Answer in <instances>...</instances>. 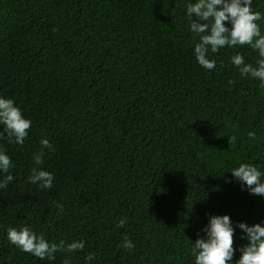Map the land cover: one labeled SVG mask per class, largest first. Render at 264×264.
<instances>
[{
    "label": "trees",
    "instance_id": "16d2710c",
    "mask_svg": "<svg viewBox=\"0 0 264 264\" xmlns=\"http://www.w3.org/2000/svg\"><path fill=\"white\" fill-rule=\"evenodd\" d=\"M187 3L0 0V95L32 121L23 145L0 141L14 176L0 189V264H86L89 253L91 264H194L209 215L264 221V199L229 172L264 171V87L230 62L257 52L222 48L215 69L199 66ZM253 6L264 15V0ZM40 151L50 189L27 180ZM21 226L85 248L40 260L7 242Z\"/></svg>",
    "mask_w": 264,
    "mask_h": 264
},
{
    "label": "clouds",
    "instance_id": "9594fccd",
    "mask_svg": "<svg viewBox=\"0 0 264 264\" xmlns=\"http://www.w3.org/2000/svg\"><path fill=\"white\" fill-rule=\"evenodd\" d=\"M253 5L254 0H188L185 15L190 22L189 30L198 37L193 55L199 66L211 71L216 67V60L210 57V52L247 45L257 52L255 63H246L239 52L230 57V62L242 77L259 81L264 87V32L258 23L264 20V15ZM31 127V119L23 114L16 101L0 95V141L23 145ZM248 136L253 140L256 138L253 132ZM40 146L42 150L53 148L47 138L40 140ZM43 156V151L33 154L36 167L27 180L40 189H50L55 178L51 172L39 167ZM12 167L11 157L0 148V189H6L14 181V176L9 173ZM229 172L239 182L242 191L264 199V171L259 166L242 162ZM58 208L63 211V205H58ZM125 223L124 219L119 221L120 226ZM237 230L240 231L239 239L246 243L234 247L233 238ZM202 231L204 235L192 243L194 264H264V221L251 225L243 221L234 224L227 214L209 215ZM5 238L17 249L49 262L56 259L57 252L72 253L85 248L83 240L51 242L30 226L9 227ZM121 246L132 250L135 244L125 239ZM237 252L239 258L234 259ZM94 259L91 253L85 256L86 264H91ZM64 264H69V261L65 259Z\"/></svg>",
    "mask_w": 264,
    "mask_h": 264
}]
</instances>
